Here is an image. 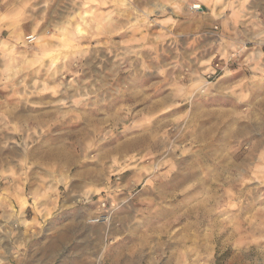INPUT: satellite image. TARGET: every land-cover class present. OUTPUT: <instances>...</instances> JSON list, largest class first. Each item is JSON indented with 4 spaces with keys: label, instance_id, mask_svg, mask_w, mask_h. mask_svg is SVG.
Masks as SVG:
<instances>
[{
    "label": "rangeland",
    "instance_id": "374dc122",
    "mask_svg": "<svg viewBox=\"0 0 264 264\" xmlns=\"http://www.w3.org/2000/svg\"><path fill=\"white\" fill-rule=\"evenodd\" d=\"M194 3L2 0L0 264H264V0Z\"/></svg>",
    "mask_w": 264,
    "mask_h": 264
},
{
    "label": "crops",
    "instance_id": "0c3cea01",
    "mask_svg": "<svg viewBox=\"0 0 264 264\" xmlns=\"http://www.w3.org/2000/svg\"><path fill=\"white\" fill-rule=\"evenodd\" d=\"M180 1H182V0H180ZM196 1L198 3H194V5L195 4H199L200 5L201 4L200 1H202V0H196ZM1 2H2V0H1ZM164 4H166V3H164ZM238 4H240V3H238ZM220 6L221 5H218V4L215 5L214 8H216V10L214 12V14H215L214 15V18L215 19H217V18L218 19H221L220 20L221 28H222V30H225L224 31L225 34L227 33V31H230L231 34H228V35L226 34L228 36V40L227 41H223V42L219 43V48H218L217 53L215 55L219 54V56L225 58L233 50L234 45L236 43H238L239 41H241L240 40L241 37H239V36H241L242 34H239L237 32H234L233 30L238 31L237 27H238V25L242 22V20L245 17L244 16V13L241 10H239L244 5L243 4L240 5L241 8H239L237 11L235 9L234 12L233 11L232 12L230 11L228 14H225L224 11H219L220 8H221ZM224 8H227L228 10H230L229 9V6L224 5L223 6V9ZM6 17H4V19ZM229 27H231V30H229ZM52 178H54V176H52ZM24 205H25V203H22V206H24ZM38 206H41V204H38ZM52 206H53V204H49V205H46L44 207H38L41 210H37L36 211L35 220L38 222L39 221L38 219L40 218L41 214L44 216L46 214L47 210L49 212V210H51L52 208L53 209L50 212L53 213L54 212V207H52ZM45 209H47V210H45ZM22 211H24V210H22ZM170 259H171V263H175L174 256L170 257Z\"/></svg>",
    "mask_w": 264,
    "mask_h": 264
},
{
    "label": "bare ground",
    "instance_id": "6f19581e",
    "mask_svg": "<svg viewBox=\"0 0 264 264\" xmlns=\"http://www.w3.org/2000/svg\"><path fill=\"white\" fill-rule=\"evenodd\" d=\"M198 8V6H193V9H197Z\"/></svg>",
    "mask_w": 264,
    "mask_h": 264
},
{
    "label": "built area",
    "instance_id": "2783aa9c",
    "mask_svg": "<svg viewBox=\"0 0 264 264\" xmlns=\"http://www.w3.org/2000/svg\"><path fill=\"white\" fill-rule=\"evenodd\" d=\"M0 7H1V0H0Z\"/></svg>",
    "mask_w": 264,
    "mask_h": 264
}]
</instances>
